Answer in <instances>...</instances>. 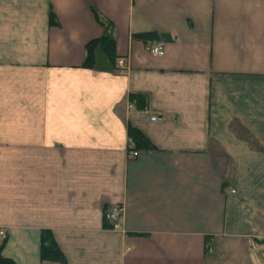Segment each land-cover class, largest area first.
I'll list each match as a JSON object with an SVG mask.
<instances>
[{"label":"crops","instance_id":"1","mask_svg":"<svg viewBox=\"0 0 264 264\" xmlns=\"http://www.w3.org/2000/svg\"><path fill=\"white\" fill-rule=\"evenodd\" d=\"M0 230L14 264H263L264 0H0Z\"/></svg>","mask_w":264,"mask_h":264},{"label":"trees","instance_id":"2","mask_svg":"<svg viewBox=\"0 0 264 264\" xmlns=\"http://www.w3.org/2000/svg\"><path fill=\"white\" fill-rule=\"evenodd\" d=\"M94 17L97 23L102 27L103 34L100 38L91 40L87 43L86 57L83 63V68L89 69L95 72L114 73L118 72L116 63L117 56L115 52V39H114V27L111 22L105 21L100 18L98 13L93 11ZM50 25L56 26V18L51 13L49 16ZM145 44L151 41L153 34H143L136 37ZM131 101L135 100L138 107L144 106V101L141 97L131 96ZM127 136L130 140V151H147L153 150L154 146L149 140L136 128L131 126L127 127ZM5 240L0 239V264H14V262L2 255V249ZM40 259L42 261L64 263L65 257L59 247L57 246L52 234L48 231H44L40 239Z\"/></svg>","mask_w":264,"mask_h":264},{"label":"built area","instance_id":"3","mask_svg":"<svg viewBox=\"0 0 264 264\" xmlns=\"http://www.w3.org/2000/svg\"><path fill=\"white\" fill-rule=\"evenodd\" d=\"M147 49L148 51L153 55V56H158L161 57L164 55V49L161 45H152V44H147ZM118 67H123L124 66V61L123 60H119L117 63ZM152 120H157L158 118L156 117H152ZM133 156H135L136 154L133 153ZM122 213V209L119 206H115L113 207L109 212L104 214V218L106 221H109L113 224L114 228H118V218L120 217ZM5 233L3 230H0V237H4ZM252 249H254V245L251 246Z\"/></svg>","mask_w":264,"mask_h":264},{"label":"rangeland","instance_id":"4","mask_svg":"<svg viewBox=\"0 0 264 264\" xmlns=\"http://www.w3.org/2000/svg\"><path fill=\"white\" fill-rule=\"evenodd\" d=\"M262 255H263V253H262ZM257 260H258V258H257ZM263 264H264V261H263Z\"/></svg>","mask_w":264,"mask_h":264}]
</instances>
